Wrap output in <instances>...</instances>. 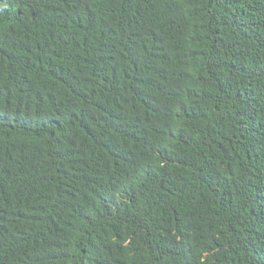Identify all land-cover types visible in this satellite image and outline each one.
<instances>
[{"label": "trees", "instance_id": "16d2710c", "mask_svg": "<svg viewBox=\"0 0 264 264\" xmlns=\"http://www.w3.org/2000/svg\"><path fill=\"white\" fill-rule=\"evenodd\" d=\"M0 264H264V0H0Z\"/></svg>", "mask_w": 264, "mask_h": 264}, {"label": "clouds", "instance_id": "9594fccd", "mask_svg": "<svg viewBox=\"0 0 264 264\" xmlns=\"http://www.w3.org/2000/svg\"><path fill=\"white\" fill-rule=\"evenodd\" d=\"M167 130L169 131V132H172L173 134H175L173 131H171L169 128H167ZM176 135V134H175ZM104 138H109L110 139V137L109 136H107V135H105V134H103L102 135V138H99L98 139V143H99V146H101L100 148L101 149H104V150H106V151H109V152H113V150H114V143L111 141V143H108ZM146 139H149L150 141H152V138H149V137H146ZM146 139H144V140H146ZM111 140V139H110ZM144 140H141V139H138V141L140 142V143H142ZM108 157H112V155H111V153H110V155L108 156ZM108 157H101L100 156V160L102 161L103 159H105V158H108ZM154 158V160L156 161V162H158L159 161V163H160V166H158L157 168H156V170H164V171H166L167 172V174H169L172 170H173V168L174 167H169V166H167L166 164H165V160H167V159H170V157H166V156H155V157H153ZM85 152L83 151L82 152V154H81V157L79 158V160L77 161V163H76V165H75V167L73 168V170H77V171H81L82 170V168L84 167V166H86V162H85ZM96 160V159H95ZM154 162L150 159V162H149V165L147 166V170L146 171H152V164H153ZM92 166H96L94 163L92 164ZM101 171H103L102 170V168H101V170L99 171V172H101ZM98 172V173H99ZM121 199V196L119 195V193L118 194H116V195H114V196H112V197H110L109 198V207H112L113 206V200L114 199H116V200H118V199ZM125 200V199H124ZM122 214H124V216L126 217V214H127V212H126V210H123L122 212H121ZM129 217V215L127 216V218Z\"/></svg>", "mask_w": 264, "mask_h": 264}]
</instances>
